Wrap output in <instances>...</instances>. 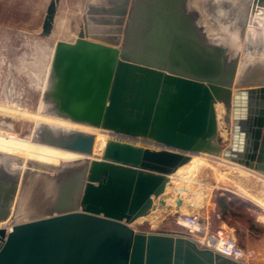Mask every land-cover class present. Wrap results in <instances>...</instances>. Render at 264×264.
Returning a JSON list of instances; mask_svg holds the SVG:
<instances>
[{
	"label": "water",
	"instance_id": "obj_1",
	"mask_svg": "<svg viewBox=\"0 0 264 264\" xmlns=\"http://www.w3.org/2000/svg\"><path fill=\"white\" fill-rule=\"evenodd\" d=\"M59 1L48 6L44 34ZM134 2L121 46L83 30L75 41H57L44 93L54 114L133 140L109 139L95 155V134L43 131L41 142L82 157L26 168L21 183L0 179V221L19 195L11 230L0 226V264H242L183 232L133 223L157 200L166 204L171 176L193 155L224 156L264 173V59L237 68L224 47H205L182 0ZM127 4L107 11L124 16ZM258 7L264 0H252V15ZM158 44H170L168 64L150 60ZM217 103L231 125L225 148Z\"/></svg>",
	"mask_w": 264,
	"mask_h": 264
},
{
	"label": "rangeland",
	"instance_id": "obj_2",
	"mask_svg": "<svg viewBox=\"0 0 264 264\" xmlns=\"http://www.w3.org/2000/svg\"><path fill=\"white\" fill-rule=\"evenodd\" d=\"M51 1L0 0V103L4 102L3 104L27 108L48 116H53L50 113L53 103L44 97V93L50 85L51 64L57 41H75L83 30L89 39L121 46L125 39V32L129 31L127 24L130 21V13L135 3V0H128L127 14L119 16L113 11H107L117 7L119 0H60L53 29L47 35L43 33L42 25ZM224 1L200 0L197 7L196 5L193 6L194 0H182L181 4L185 9L184 14L192 17L193 25L199 34L198 38L203 40V45L205 47L208 45L209 48L213 46L224 47L227 58H237V68H240L244 63L242 59L243 50L249 40L248 36L258 39L257 42L259 39L260 41L264 39V14L259 15L256 12L255 15L251 14L252 0H245L246 2L244 0ZM247 2L249 3L248 6ZM217 10L219 12H216ZM225 10L227 12H224ZM232 11L234 12L231 13ZM241 12L247 13V17L244 14L245 18H242L246 20V25L241 26L239 36L235 38L232 34L231 24L236 15L237 17L241 16ZM184 37L187 36L184 35ZM262 43L260 46L263 47ZM154 47L157 52H151L150 60L157 64H168L171 60L170 52L172 49L170 44L163 47L158 44ZM257 59L264 58L258 54L254 56L253 60H246L253 62ZM218 108H222L223 112L219 113ZM225 113L223 103H217L219 131L223 136L224 129L231 128V125L225 123ZM37 126L38 124L34 120H23L0 114V128L6 127L7 130L16 132L23 137L33 135L32 133ZM42 132L34 133L35 139L40 138ZM230 140L231 136L227 133L221 146L223 148L228 147ZM102 152L95 151V155H100ZM208 158L212 160L214 166L220 167L225 174L221 175L211 166L205 165L201 168L199 177L215 186L211 191L210 203L206 204V207H202L200 211H195L199 212L202 218L209 214L207 224L210 232L214 233L217 229L224 228L236 237L241 247L251 250L252 256L249 259V264H264V221L260 220V217L264 216V206L251 197H247V195H264V173L228 159L225 161L226 165H220L216 158ZM22 161L21 158L18 160L17 157L14 160L13 156L0 153V179L7 178L13 181L14 178L19 177L20 182L25 171V169L24 171L20 170ZM64 162L61 161L53 165L61 167ZM233 165L237 166L236 169L232 167ZM27 168L35 169L36 167L28 166ZM242 170H245L247 174L242 172L243 175L240 172ZM48 172L55 174L56 171L49 169ZM240 186L242 187L241 190ZM20 189L19 184V191ZM249 191H252L251 194ZM223 194H231L238 199L237 202L242 201V217L229 215L226 220L220 218L215 200ZM18 196L17 194L11 205V213L6 220L0 221V226H5L7 229L11 226L15 217ZM214 204L215 210L209 213L208 209ZM195 211L192 210L190 213ZM164 214L163 220L157 225L151 221L137 220L133 223V227L144 231L169 232L173 230L174 232H186V228L178 223L182 212L169 210L165 211ZM250 217L255 218L260 224L253 228L252 223L248 221ZM17 218L20 219V216ZM24 219L28 220V217H24Z\"/></svg>",
	"mask_w": 264,
	"mask_h": 264
},
{
	"label": "bare ground",
	"instance_id": "obj_3",
	"mask_svg": "<svg viewBox=\"0 0 264 264\" xmlns=\"http://www.w3.org/2000/svg\"><path fill=\"white\" fill-rule=\"evenodd\" d=\"M121 1L122 0H119V2ZM199 2L200 0H194L193 6L196 5L197 7ZM216 4H217V1H216ZM248 4L249 3L247 2V6ZM117 7L118 9H120L122 6L118 5ZM217 9L219 10L218 7ZM233 9L235 10L236 8H233ZM210 10H213V9H210ZM218 10L216 12H219ZM224 12H227V11L225 10ZM233 12L234 11H232L231 13ZM246 12H241V16L237 17L236 15L237 18L235 17V19H233V23L231 25H232V34L235 36V38L239 36V33L241 32L240 31L241 26H243V24L246 25V20L242 19L244 17V14L245 16L247 15ZM256 13L259 15H263L264 9L261 7H258ZM118 15H121V14L118 13ZM221 17H223L222 14H221ZM248 37L247 38L249 40L245 44V47L243 50L244 53H243L242 59L244 60V63L241 65L242 67L248 64L249 61H247L246 59L253 60L255 55L260 54V56L264 58V39H261V41L259 39V41L257 42L258 39L256 40V38L254 37L253 38L250 36ZM261 43L263 44V47L260 46ZM3 103H0V114L1 115H7L10 117L19 118L23 120L27 119V120L36 121L38 126L36 129H34L33 131L34 133L48 130L56 135L65 134V133L74 132V131H81L85 133L95 134L96 136L95 151L102 152L107 141L112 138L113 139L121 138V139H127L131 141L133 140V139H129L124 136H121V135H117L108 130L73 122L64 117H60L54 114L53 112H50L53 116H48V115H44L41 112L32 111L27 108L11 106L8 104H3ZM47 104H49V102H47ZM218 112L222 113L223 109L218 108ZM224 130L225 131H223V134L225 136L228 133V131L227 129H224ZM34 133H32L33 135L31 136L23 137V136H20L16 132L7 130L6 127L0 128V153L4 155L6 154V155L13 156L14 160L17 157H18V160L21 158L23 161H22V164L20 165L21 166L20 170L22 171H24V169H26L28 166L34 167L39 163L57 164L58 162H61V161L63 162L64 161H74L82 157V155L79 153L63 150V149L53 147L51 145L41 142L40 141L41 136L40 138L35 139ZM134 141H136L137 143L141 142L140 140H134ZM203 154H206V153H202L199 155H193L191 162L181 166L177 170V172L171 176V183L167 185L166 194L163 196L166 199V204L161 205L157 200L156 203L158 205L156 209L152 210L148 215L139 218L138 221L147 220V221H151L154 225H157L161 220H163L165 211L170 210L172 212H182L183 214L190 213L192 210L200 211L201 208L204 207L206 203L210 202L211 191L215 185L213 186V184H211L210 182L204 179H201L199 177L200 170L202 167L207 165V166L213 167L214 170H217L216 172L221 173V175H224L225 172H223L220 167L214 166L212 164V160L208 157H212V159L216 158V161L220 165H226L225 161L227 158H224L220 155L210 154V153H207L210 155H203ZM232 167L233 168L235 167L236 169L237 166L233 165ZM240 172L241 173L244 172L245 174H247L245 170H242ZM244 173L242 174L244 175ZM226 178L230 179L228 177ZM241 188L242 187L240 186V190ZM247 190H250V189H247ZM251 192L249 194H251ZM260 195H251V196L247 195V197H251L252 199H254L255 201H257L258 203L264 206V195L263 194L261 196ZM179 199H181L180 204H178ZM260 220L264 221V216H261ZM11 228L12 226H10L8 230L10 231Z\"/></svg>",
	"mask_w": 264,
	"mask_h": 264
},
{
	"label": "built area",
	"instance_id": "obj_4",
	"mask_svg": "<svg viewBox=\"0 0 264 264\" xmlns=\"http://www.w3.org/2000/svg\"><path fill=\"white\" fill-rule=\"evenodd\" d=\"M178 223L186 228L185 234L195 239L200 246L212 248L242 264H249L252 251L241 247L236 237L224 228L210 232L207 222L199 212L182 214Z\"/></svg>",
	"mask_w": 264,
	"mask_h": 264
},
{
	"label": "trees",
	"instance_id": "obj_5",
	"mask_svg": "<svg viewBox=\"0 0 264 264\" xmlns=\"http://www.w3.org/2000/svg\"><path fill=\"white\" fill-rule=\"evenodd\" d=\"M231 194H223L217 197L215 202L217 203V213L220 214V218L222 220H226V218L230 215L233 217H242L243 216V206L242 201L237 202L238 200L236 197H233ZM252 223V227L259 225L260 223L256 221L253 217L248 219Z\"/></svg>",
	"mask_w": 264,
	"mask_h": 264
},
{
	"label": "crops",
	"instance_id": "obj_6",
	"mask_svg": "<svg viewBox=\"0 0 264 264\" xmlns=\"http://www.w3.org/2000/svg\"><path fill=\"white\" fill-rule=\"evenodd\" d=\"M210 203V202H209ZM209 203H206V204H209ZM206 204L204 205L205 207H206ZM212 204H213V202H212ZM214 211L215 210V204L214 205H212V207L210 208V209H208V212L210 213L211 211ZM209 214H207V215H205L204 216V218H203V220H205L207 223L209 222ZM169 232H174L173 230H171V231H169ZM176 232V231H175Z\"/></svg>",
	"mask_w": 264,
	"mask_h": 264
}]
</instances>
